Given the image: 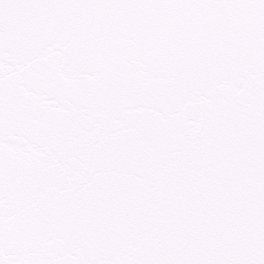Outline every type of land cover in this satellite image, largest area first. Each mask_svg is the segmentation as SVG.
Returning <instances> with one entry per match:
<instances>
[{
    "label": "snow or ice",
    "instance_id": "6c2138e0",
    "mask_svg": "<svg viewBox=\"0 0 264 264\" xmlns=\"http://www.w3.org/2000/svg\"><path fill=\"white\" fill-rule=\"evenodd\" d=\"M0 264H264V0H0Z\"/></svg>",
    "mask_w": 264,
    "mask_h": 264
}]
</instances>
